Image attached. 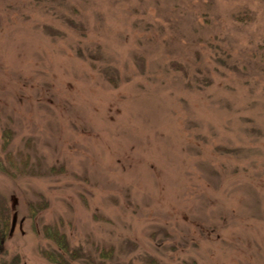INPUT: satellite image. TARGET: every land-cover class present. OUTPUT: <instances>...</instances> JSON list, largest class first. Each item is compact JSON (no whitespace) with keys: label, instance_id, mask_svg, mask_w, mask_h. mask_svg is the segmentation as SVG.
<instances>
[{"label":"rangeland","instance_id":"obj_1","mask_svg":"<svg viewBox=\"0 0 264 264\" xmlns=\"http://www.w3.org/2000/svg\"><path fill=\"white\" fill-rule=\"evenodd\" d=\"M0 204V262L264 264V0H0Z\"/></svg>","mask_w":264,"mask_h":264},{"label":"trees","instance_id":"obj_2","mask_svg":"<svg viewBox=\"0 0 264 264\" xmlns=\"http://www.w3.org/2000/svg\"><path fill=\"white\" fill-rule=\"evenodd\" d=\"M11 211L8 207H5V205L0 204V249L3 247L4 242L6 241V238H8L9 233L11 231ZM60 241L62 240V238H57ZM65 252H61V253H67V249H63ZM60 252V251H59ZM59 253L58 255H49L51 257H49V259L51 260V262H54L56 264H69L67 261H65V259L62 257L63 254ZM80 256L79 251H74L71 253L72 258H76ZM107 256H102V258H106ZM21 257L20 256H16L12 259H10V261H1L0 264H21ZM92 260H90L89 262H91ZM151 264H156L154 262V260L151 261Z\"/></svg>","mask_w":264,"mask_h":264}]
</instances>
